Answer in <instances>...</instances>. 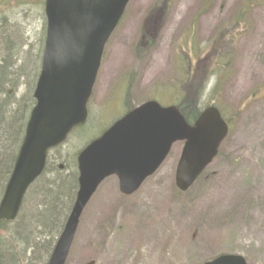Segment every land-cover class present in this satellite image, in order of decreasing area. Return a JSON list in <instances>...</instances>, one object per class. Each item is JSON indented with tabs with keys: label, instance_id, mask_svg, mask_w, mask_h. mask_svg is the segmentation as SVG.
Listing matches in <instances>:
<instances>
[{
	"label": "rangeland",
	"instance_id": "374dc122",
	"mask_svg": "<svg viewBox=\"0 0 264 264\" xmlns=\"http://www.w3.org/2000/svg\"><path fill=\"white\" fill-rule=\"evenodd\" d=\"M154 1H131L106 46L89 106L90 120L49 155L45 180L53 181L59 175L66 184L58 209L64 212L67 197L76 196L78 185L75 189L72 184L78 176L79 152L131 108L150 100L163 107L179 104L182 96L177 99L181 94L178 88L186 83L192 65L206 56L220 28L227 31L232 43L222 47L221 63L204 66L215 72L205 89L201 76L195 84H200L199 109L218 107L230 125L229 135L218 157L186 193L175 186L183 143L173 146L160 169L131 198L120 195L115 178L106 180L82 215L66 264L92 260L95 264H205L221 255L242 256L247 264H264V0H166L175 3L174 7L162 18L153 51L147 53L155 57L143 62L141 54L133 57L132 53ZM44 2L0 0V42L6 40V51L15 50L14 72L22 77L14 100H24L23 113L37 65L41 66L46 35ZM241 8L247 14L237 24ZM13 33L16 39L10 41ZM152 37L148 35L146 40ZM185 38L191 52L181 46ZM183 49L188 55L180 56ZM25 50L36 58L29 61L32 72L27 70ZM4 56L1 52L0 65ZM26 72L29 78L24 76ZM122 77H127L129 88L127 96L123 92V102L114 98ZM218 78L221 85L214 91ZM3 182L2 177L0 184ZM70 182L72 188L67 186ZM39 191L35 187L23 207L25 218L31 221L28 242H16L15 224L0 229V242L12 246L17 264H30L26 259L33 258L36 245L42 248L50 241V226L60 214L55 211L58 199L55 203ZM112 214L118 215L114 224Z\"/></svg>",
	"mask_w": 264,
	"mask_h": 264
},
{
	"label": "water",
	"instance_id": "95a60500",
	"mask_svg": "<svg viewBox=\"0 0 264 264\" xmlns=\"http://www.w3.org/2000/svg\"><path fill=\"white\" fill-rule=\"evenodd\" d=\"M130 0H46L47 34L25 138L0 203V222L19 215L28 188L42 175L48 152L63 144L88 118L105 46ZM229 128L216 107L193 126L176 107L151 101L136 108L89 144L78 156L76 202L48 264H66L80 218L99 185L117 176L122 195L135 193L185 141L177 166V188L186 192L212 163ZM88 264H95L90 262ZM205 264H246L224 255Z\"/></svg>",
	"mask_w": 264,
	"mask_h": 264
},
{
	"label": "trees",
	"instance_id": "16d2710c",
	"mask_svg": "<svg viewBox=\"0 0 264 264\" xmlns=\"http://www.w3.org/2000/svg\"><path fill=\"white\" fill-rule=\"evenodd\" d=\"M153 15L151 16H156L157 19H159L158 17L162 16L165 17V13L166 10L165 9H155V11L151 12ZM158 13V14H157ZM246 9L245 8H241L240 11L238 12V17L236 18L235 23L239 24V22L241 21V18L244 17V15H246ZM10 32H13L10 31ZM188 34V33H187ZM186 34V35H187ZM17 34L13 33L12 35L9 36V38H11L10 41H12L13 39H16ZM2 38H5V36H2ZM213 42L210 45V48L208 53L206 54V56L203 58V60L200 61L197 60L195 62L194 65H192V71L189 74V78L187 79L186 83L184 85H182L181 87H179L181 94L179 95V97L177 99L180 98V96H182V98L180 99V103L177 104L176 106L178 107V109L180 110V112L182 113V115L185 117V119L187 120V122L189 124H194V122L198 119L201 110L199 109V99H198V94H199V85L200 84H195V81H197L199 79V76H201V87H203V89H205L206 84L210 81L209 78L210 76H212L213 74L215 75V72H212L211 69L209 68L208 70H205V65L209 64L211 65L212 63H218L222 61L223 58V54L221 52L222 47L227 43V44H231L232 40H229L228 35H227V31L223 30L222 28H220L215 36L213 37ZM5 43L3 44V42H0V53L3 52L5 53L6 56L3 57V64L0 65V178H4V182L0 184V200L2 198V195L4 193V189L5 186L7 184V181L11 175V172L13 170L15 161L17 159L20 147L22 145L23 139H24V134H25V129L27 126V122L29 119V115L30 112L32 110V108L35 105V100L33 99L32 96V92L34 90L35 87V83L36 80L38 78L39 75V67L40 65H37L36 67V71L34 73V81H33V86H32V91L29 94V99H28V103L25 104L24 106V111L25 113L22 112V107L21 104L23 106L24 104V100L22 101H15L14 100V94L17 92V89L19 88V80L21 79V75L20 74H16L14 72V56H15V50L9 52L6 51V49L4 48V46L6 47V40L4 39ZM153 44H150L149 49H151ZM181 46H186L187 47V51L191 52L190 47H188V39L185 38L184 44ZM141 46H137V49H140ZM143 47V46H142ZM144 48V47H143ZM28 50V49H26ZM25 50V51H26ZM148 51V49H147ZM26 55L28 56L27 58L29 59L28 61H26V66H27V70L28 72H32V67L29 66V61H32L36 58H34L32 56V53H29L28 51L25 52ZM186 56L188 55L186 53V51L180 50V56ZM18 56V55H16ZM197 56L196 54L194 55V57ZM38 58V57H37ZM225 58V57H224ZM28 72H26L24 74L25 77L29 78V74ZM209 73V74H208ZM208 74V75H207ZM207 76V77H206ZM206 77V79H205ZM204 78V79H203ZM211 79V78H210ZM221 85V79H217L216 83H215V87H214V91H217V89L220 87ZM14 90V93L12 95H10V91ZM202 95V94H201ZM201 97V96H200ZM18 103V104H17ZM129 102L126 103L125 107H128V109L131 107ZM18 106V108H16L15 106ZM133 109V108H131ZM130 109V110H131ZM62 147V146H61ZM59 147V148H61ZM58 148V149H59ZM57 150V149H56ZM55 151V150H54ZM49 161V159H48ZM48 163V162H47ZM5 173V176L2 175V173ZM48 172V166L46 167L45 172L43 173V175L41 176V178L30 188V190L28 191L23 207L26 205V203H28V198L30 197L32 190L37 187L38 190H40V194H46V197L49 196V198L51 200H55L56 203V199H58V203L57 208H56V212H59V216L56 219V221L52 222L51 226H50V232L48 233V236L50 237V241H46L44 242V244H42V248L39 247V245H36L35 249L36 252L34 253L33 258L30 259H26V262H28V260L30 261V264H47L48 260L52 254V251L54 249L55 243H56V239L57 237L60 236V234L62 233V230L64 228V224L68 218V214L72 208L74 199L71 197H67V200L65 198V200L68 203V207L65 208L64 212L61 213V210L58 209V206L60 205L61 201H60V197L62 195L63 189L66 188V184L65 182L62 183V181H60V176L56 175L55 176V180L53 181H48L45 180L47 173ZM77 176V175H76ZM72 182H70V184L68 183L67 186H69L70 188H72V185H74L75 189L77 188V184H76V178L74 180V183L71 185ZM56 189V190H55ZM67 196V195H65ZM60 208V207H59ZM61 209V208H60ZM25 208L22 209V213L21 216L22 218L19 216L18 221L15 223H6V222H1L0 223V229L9 224H15L17 225L15 227V235H16V242L18 241H25L28 242L29 240V233H30V218H28L26 216L25 218ZM63 214V215H62ZM23 217L26 219V223L21 227V222L23 221ZM28 218V220H27ZM13 239L14 237L9 234ZM0 250L1 252V256H0V264H17L18 259L17 258V254L14 252V249L12 248V246L7 242L6 245L2 244L0 242ZM23 256L26 258L25 254H23ZM8 260V261H7Z\"/></svg>",
	"mask_w": 264,
	"mask_h": 264
},
{
	"label": "flooded vegetation",
	"instance_id": "af4514ba",
	"mask_svg": "<svg viewBox=\"0 0 264 264\" xmlns=\"http://www.w3.org/2000/svg\"><path fill=\"white\" fill-rule=\"evenodd\" d=\"M171 1V0H170ZM170 1H157L155 0L154 3L151 5L150 9L151 11L149 12V14L153 11H155V9H165L166 10V13L165 14H168L170 12V10H172V8L174 7V4L173 2H170ZM148 14V18H146L145 20V23L143 24V28H142V31L145 32V35L148 36V35H152L153 34V40L156 38V32H157V35L159 34L158 32V25L160 24L161 20H162V16H160L161 18H159L157 20L156 16H151L153 15L152 13L150 14L149 16ZM158 14V13H157ZM152 25H157V28L156 27H152ZM144 34L142 35L141 37V46L145 47V48H148L149 45H150V40H146V36ZM143 49L141 52H139L138 50H134V52L132 53V56L135 57L136 56V53L139 52L141 54V57L143 58V62L147 61V60H150L152 57H155L154 56V53H152L151 51V55H147L145 57H143L145 55V52H146V49ZM134 60V58H133ZM126 86H127V77H122L121 81L117 84L116 86V90H115V97L117 100H121V98L123 97V92L124 90L126 89ZM116 179V178H115ZM117 180V179H116ZM118 182V180H117Z\"/></svg>",
	"mask_w": 264,
	"mask_h": 264
},
{
	"label": "bare ground",
	"instance_id": "6f19581e",
	"mask_svg": "<svg viewBox=\"0 0 264 264\" xmlns=\"http://www.w3.org/2000/svg\"><path fill=\"white\" fill-rule=\"evenodd\" d=\"M114 206H116V204H113ZM118 217V215L112 214L111 218H113V224L116 222V218Z\"/></svg>",
	"mask_w": 264,
	"mask_h": 264
}]
</instances>
